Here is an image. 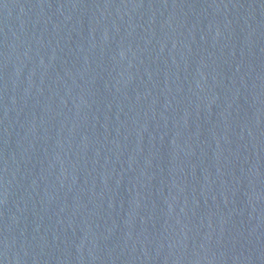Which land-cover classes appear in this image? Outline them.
Instances as JSON below:
<instances>
[{"label": "water", "instance_id": "95a60500", "mask_svg": "<svg viewBox=\"0 0 264 264\" xmlns=\"http://www.w3.org/2000/svg\"><path fill=\"white\" fill-rule=\"evenodd\" d=\"M0 264H264V0H0Z\"/></svg>", "mask_w": 264, "mask_h": 264}]
</instances>
